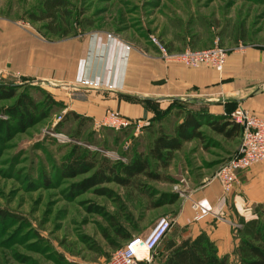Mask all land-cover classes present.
<instances>
[{"label":"rangeland","instance_id":"obj_1","mask_svg":"<svg viewBox=\"0 0 264 264\" xmlns=\"http://www.w3.org/2000/svg\"><path fill=\"white\" fill-rule=\"evenodd\" d=\"M41 1L0 0V16L28 20L45 35L51 34L52 23L58 37L100 29L155 49L153 39L171 51L215 45L226 52L247 46L264 50V0H64L55 20L33 21L28 13L35 12ZM0 82L13 84L17 95L27 93L49 111L47 118L0 144V209L19 219L0 220V264H105L130 238L148 235L161 217L173 220L184 204L199 203V187L235 153L232 142L202 124L204 139L187 142L167 169L151 161L150 170L162 180L140 175L126 187L112 181L77 191L75 185L93 170L64 177L61 168L74 152L112 165L127 164L147 154L159 127L172 134L179 113L203 107L177 102L139 129L131 125L116 130L87 120L79 127L76 120L64 118L55 85L18 78ZM15 100H0V120L8 119L4 109ZM171 193L177 196L174 203L152 208L163 194ZM199 206L198 214L209 211ZM183 231L174 223L167 236L178 238ZM159 261L155 251L152 264Z\"/></svg>","mask_w":264,"mask_h":264},{"label":"crops","instance_id":"obj_2","mask_svg":"<svg viewBox=\"0 0 264 264\" xmlns=\"http://www.w3.org/2000/svg\"><path fill=\"white\" fill-rule=\"evenodd\" d=\"M9 78L55 85L64 112L89 117L93 124L108 111L147 124L177 102L203 107L191 111L199 114L231 117L243 109L264 119V50L253 46L229 49L217 71L207 64L166 62L154 47L124 34L97 29L58 37L40 33L28 20L0 16V79ZM187 112L179 113L177 124ZM240 137L223 138L236 151ZM196 199L209 211L194 218L191 203L184 204L174 218L184 230L177 240L204 231L218 256L235 261V224L255 217L256 206L264 207V161L240 171L229 192L216 180L204 182Z\"/></svg>","mask_w":264,"mask_h":264},{"label":"trees","instance_id":"obj_3","mask_svg":"<svg viewBox=\"0 0 264 264\" xmlns=\"http://www.w3.org/2000/svg\"><path fill=\"white\" fill-rule=\"evenodd\" d=\"M40 3V7L35 12L28 13L33 21L55 20L65 1L42 0ZM48 31L53 35L59 34V30L52 23L48 24ZM12 98H16L15 103L4 109L8 119L0 120V144L49 116V111L42 109L41 105L27 93L17 95L13 84L0 82V100ZM51 104L49 103V106ZM69 117L76 120L79 127L85 120L92 121L91 118L74 111L65 112L64 118ZM201 117L202 114L188 111L172 134L159 127L156 136L148 146L147 154L143 157L138 155L127 164L112 165L105 159L99 161L88 153L76 151L63 164L62 175L73 177L93 170L89 177L75 185L77 191H85L112 181L126 187L140 175H146L152 180H162L158 173L150 170L151 161H154L157 167L167 169L174 153L181 150L186 142L192 139H204V133L200 130L202 124L226 139L237 138L242 133V125L229 115H205L203 122ZM97 191L105 194L104 189ZM176 200L175 194H163L152 203V208L172 204ZM254 214L255 217L251 219L240 218L238 226L235 227L237 244L233 250L234 264H264V207L256 206ZM11 219L19 220L14 213L0 209V220ZM155 251L160 259L157 264H229V256H218L215 243L204 231L195 237L187 235L179 241L172 235H166Z\"/></svg>","mask_w":264,"mask_h":264},{"label":"built area","instance_id":"obj_4","mask_svg":"<svg viewBox=\"0 0 264 264\" xmlns=\"http://www.w3.org/2000/svg\"><path fill=\"white\" fill-rule=\"evenodd\" d=\"M153 43L160 58L164 61L179 63L186 67L207 64L213 69L221 71L227 57L226 50L218 45L207 49L185 48L182 51H171L160 40L153 39ZM82 83L96 86L95 83L87 81ZM231 118L243 127L239 145L235 153L220 165L211 179L216 180L224 192H229L238 182L240 171L264 161V119L250 115L243 109L235 110L231 114ZM59 119L61 116L58 117ZM95 125H106L116 130L125 129L131 125H134L136 129L141 127L139 121L132 122L113 111H108L101 120L95 121ZM191 207L195 211L194 218H198L199 203L192 202ZM174 223V219L161 217L148 235L130 238L111 254L105 264H152L156 248L170 232Z\"/></svg>","mask_w":264,"mask_h":264}]
</instances>
